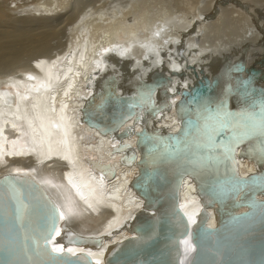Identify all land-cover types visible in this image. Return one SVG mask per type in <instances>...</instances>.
<instances>
[{"label": "water", "instance_id": "water-1", "mask_svg": "<svg viewBox=\"0 0 264 264\" xmlns=\"http://www.w3.org/2000/svg\"><path fill=\"white\" fill-rule=\"evenodd\" d=\"M248 46L244 41L211 55L207 70L204 63L186 61L182 41L178 56L186 63L181 70L162 61L144 73L134 56L109 53L111 65L95 77L94 90L81 106V119L119 138L114 150L122 152V163H138L131 186L144 200L122 225L130 234L105 248V264H183L184 238L194 245L185 264H264V135L257 128L235 146L234 153L225 155L223 145L229 143L230 131L211 121L205 127V108L221 104L238 119L244 118L242 113H254L259 120L264 113V54L247 64ZM174 74L192 81L175 88L179 126L171 130L157 125L155 116L171 109ZM131 118L141 127L121 128ZM134 133L136 145L124 139ZM239 158L252 160L255 168L241 173ZM87 159L106 177L115 176L113 162ZM185 175L194 179L201 203L192 221L179 203ZM209 208L215 213L214 224L209 223ZM109 236L81 233L64 221L56 200L35 177L0 174V264H95L87 250L71 256L51 253V248L58 243L65 249L102 248Z\"/></svg>", "mask_w": 264, "mask_h": 264}, {"label": "bare ground", "instance_id": "bare-ground-1", "mask_svg": "<svg viewBox=\"0 0 264 264\" xmlns=\"http://www.w3.org/2000/svg\"><path fill=\"white\" fill-rule=\"evenodd\" d=\"M221 1L0 0V19L45 22L67 15L61 45L32 55L28 64L14 70H0V174L11 171L35 177L56 200L64 221L81 233L110 234L102 248H68L87 250L105 264V248L130 234L122 225L144 200L131 186L138 163H122V152L114 150L119 138L81 119V106L94 90L95 77L111 65L109 53L134 56L144 73L162 61L178 70L185 69L186 61L204 63L207 70L211 55L249 41V64L264 54V13L257 12L264 10V0H233L247 16L239 7L233 11L237 16L225 14ZM73 2L75 7L70 8ZM181 41L186 61L178 56ZM191 81L187 75L172 76V106L157 113V125L171 130L179 126L173 107L179 97L175 88ZM126 125L140 128L142 124L131 118L121 128ZM136 138L134 133L124 139L136 145ZM87 157L113 162L115 176L108 178L94 169ZM238 165L243 174L255 168L246 158H239ZM179 195L180 206L192 221L201 203L190 175L184 176ZM209 211V223L214 224L215 213ZM116 227L121 228L113 231ZM182 245L185 264L194 245L188 238Z\"/></svg>", "mask_w": 264, "mask_h": 264}, {"label": "rangeland", "instance_id": "rangeland-1", "mask_svg": "<svg viewBox=\"0 0 264 264\" xmlns=\"http://www.w3.org/2000/svg\"><path fill=\"white\" fill-rule=\"evenodd\" d=\"M203 1L206 2V0H202V4L204 3ZM212 1L215 3L218 0ZM247 1L242 0V2ZM72 4L70 8L74 6V2ZM221 4L226 5L224 10L225 14H227V11L231 12L229 16H237V12L233 11L238 7L246 15L242 7L233 2V0H224L220 2ZM3 6L5 7L4 10H7L4 3L2 4ZM72 9L74 8L72 7ZM66 20L67 15L63 17L62 15L61 17L58 15L45 22L35 21L33 19L27 21H20L15 18L0 19V44H2L0 46L3 47H0L2 48V50L0 49V55H2V57L0 56V65L2 66L0 70H14L13 67L16 68L28 64V60L30 61L32 55L45 52L47 49L50 51L52 47L61 45L60 43L64 40L62 37L65 38Z\"/></svg>", "mask_w": 264, "mask_h": 264}, {"label": "snow or ice", "instance_id": "snow-or-ice-1", "mask_svg": "<svg viewBox=\"0 0 264 264\" xmlns=\"http://www.w3.org/2000/svg\"><path fill=\"white\" fill-rule=\"evenodd\" d=\"M31 78V77H30ZM206 112L205 117V127H208V122H214L215 124H218L219 128L221 130L228 129L231 133L230 141L228 144L223 145L225 155H228L230 153H234V148L237 146V144L250 132L256 130L259 128L262 135H264V113L261 114L259 120L255 119L254 113H242L241 116H243V119H238L234 117V115L227 111L226 106L221 104L217 108L210 110L208 108H205L204 110ZM211 139V136L209 137ZM233 163H235L234 156H232ZM5 180L8 178L5 177ZM26 208V206H25ZM19 212V209H18ZM60 217L63 218V214H60ZM17 219H19V216H17ZM54 220V217H53ZM52 230V227H49V232ZM56 235H60L59 230L56 231ZM45 243H50V241L47 238V234L45 235ZM185 244H188V241L184 242ZM37 247H39V244L37 242ZM47 251V249L45 250ZM80 252L79 249H73L68 248L65 249L63 245H54L51 248V253H58L63 255L70 254L71 256H77V253ZM89 256L91 253L88 254ZM95 264H100L99 260L95 261Z\"/></svg>", "mask_w": 264, "mask_h": 264}]
</instances>
